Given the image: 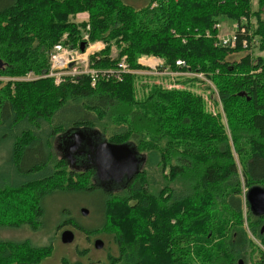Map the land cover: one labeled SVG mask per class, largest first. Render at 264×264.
<instances>
[{
  "label": "trees",
  "instance_id": "trees-1",
  "mask_svg": "<svg viewBox=\"0 0 264 264\" xmlns=\"http://www.w3.org/2000/svg\"><path fill=\"white\" fill-rule=\"evenodd\" d=\"M83 12L88 16L80 22L71 19ZM263 14L264 0L254 7L252 0H144L140 7L123 0H0V75L47 72L48 53L64 33L65 42L77 48L80 42H104L105 48L89 57V67L99 71L116 67L108 52L109 42L118 39L129 69L120 78L100 76L94 86L77 75L63 76L58 84L53 77H38L0 87V122L12 138L11 177L17 178L0 182V227H35L49 197L94 193L95 226L80 225L66 210L59 225L72 224L87 235L111 227L115 248L103 259L63 264H179L185 244L190 255L200 231L218 228L224 220L229 222L221 228L226 237L219 249L208 251L207 261L236 264L251 246L253 264H264V252L251 245L242 213L249 225L264 215L254 216L241 192V185L264 186V54L246 53L240 62L229 61L227 54L254 43L264 51ZM243 16L255 23L241 21L245 31H236L232 45L217 41L218 21L239 23ZM83 33L88 39H81ZM141 55L159 58L162 69L205 74L216 84L228 131L189 90L154 87L135 98L132 71L149 69L138 62ZM243 67L251 72L241 73ZM72 107L76 114L68 116ZM43 123L47 134L37 132ZM67 127H88L110 142L132 143L145 156L141 171L116 190L102 189L93 167L75 170L57 154L53 137ZM152 167L164 180L158 190ZM180 181V189L172 187ZM142 236L149 244H142ZM50 251L25 240H0V264H38ZM79 255L83 259L82 251Z\"/></svg>",
  "mask_w": 264,
  "mask_h": 264
},
{
  "label": "rangeland",
  "instance_id": "rangeland-1",
  "mask_svg": "<svg viewBox=\"0 0 264 264\" xmlns=\"http://www.w3.org/2000/svg\"><path fill=\"white\" fill-rule=\"evenodd\" d=\"M124 2H128L136 7H140L143 5L144 0H123ZM256 4V0H252V6L254 7ZM264 15V14H263ZM88 16L86 12L83 13H77L73 16H71V19L75 20L78 19V22L85 19ZM238 25H240L241 21L244 22L245 20H248V22L255 23L253 18L250 16H243L240 18ZM237 21L228 20V19H222L218 21L217 24L219 26L217 27V33L216 38L219 36H227L229 33L233 30L234 24H236ZM216 24V23H215ZM88 29V26H86ZM205 34H209L208 32H205ZM252 35V33H251ZM67 33H64L62 38L55 42V44H59L62 47H74L72 43H66ZM82 40L88 39V36L86 33L82 34ZM218 39V38H217ZM89 45H91V48L88 50V61L89 57L92 53L95 51L98 52V50L105 48V44L102 41H88ZM258 44V43H257ZM256 43H254L250 48H247L246 50L242 48V50H238L237 52H228L229 55V61H238L244 57L246 53H248L252 58H255L256 56L264 54L263 52H260L258 50V46ZM88 45V44H87ZM256 46V47H255ZM54 48V45L51 47L49 53H48V60L49 55L51 54L52 50ZM121 48L122 44L118 41V39H113L109 42V52L108 57L111 60H117V62L121 61L123 58L125 60V55L121 54ZM94 50V51H91ZM139 58H145L149 59L151 65L155 64L154 62H158L157 57L153 56H145L141 55ZM126 63V61H125ZM148 63L142 62L141 65L147 66L149 69L150 66ZM127 64V63H126ZM162 60L160 64H157L152 70L153 73L149 72V69H139L132 71L134 73L135 77V89L136 94L135 98L142 99L144 96L146 97L148 92L152 90L154 87H160V88H175L178 90L185 89L189 90L193 95H197L201 98V104L203 106V110L211 114L214 117L213 122H218L223 129L228 131L225 113L222 108V103L219 100L218 96L216 95V84L213 83V81L207 79L205 77V74L202 75V73H190L186 71H169V69H162ZM177 65V64H176ZM185 65V63H183ZM241 73L245 72H251V70H248L246 67H243L240 71ZM27 73L24 75H17L14 76H7V75H0V87L4 86L7 81L11 83V81H24L21 78L24 77ZM54 80V79H52ZM54 83V81H53ZM12 84V83H11ZM143 91V92H142ZM144 94V96H142ZM76 114L75 108H70L68 112V116H73ZM66 115V116H67ZM6 123L1 124L0 122V182L1 181H15L17 180L16 177L12 178L14 170L11 165V161L9 158V152H10V146H11V137H8L9 129L5 125ZM6 128L8 130H6ZM69 128L73 127H67V130ZM24 129V128H23ZM21 129V130H23ZM69 131V130H68ZM7 132V134H5ZM37 132H40L41 134H47L49 132L47 123H43L40 131L37 130ZM71 132V131H70ZM13 141V140H12ZM53 143H57V139L53 137ZM54 146V145H53ZM53 155L56 157L55 152L52 150ZM234 159L238 164V169L241 175V169L242 164H240V160L237 156V154L233 153ZM151 171V178L153 181V185L157 188H161L164 184V180L161 177V174L158 173L157 169L155 167H152L149 169ZM241 177V176H240ZM241 182L243 184V180L241 179ZM182 182H177L176 185L173 184L172 187H174L176 190L180 189ZM241 192H242V198L243 193L247 189L245 186L241 185ZM94 193H85L82 195H77V193H70V194H58L54 195L52 197H49L48 200L44 202V214L41 217V224L36 225L33 227L30 224H22L20 226L16 227H0V240H12V241H28L30 245L34 246V248L37 247H45L50 246L51 251L48 255H44L38 264H63L64 262H76V261H85L86 258H91L92 260H99L103 259L106 255V250L109 249L110 251L115 248V243L113 241V238L110 236L109 231H111V227H106L104 231H97L94 234H85L84 232L78 231L74 225L72 224H62L61 218L62 210H66L68 212L69 216H72L77 222L80 223V225L84 227H92L96 225L97 217L99 216L98 213H94L93 209H95V206L93 205V202L96 201V196L93 195ZM244 201V199L242 200ZM86 207L89 209V212L87 215L83 216L80 213L81 207ZM243 211H244V205H242ZM11 213V211H9ZM13 214H17L18 216L20 214L19 212H15ZM246 213H242L243 218V224L244 229L248 233V238L252 241L251 245L257 248H261V250L264 252V230L260 232V228L262 225H264V218L257 223H254L251 221L250 225L247 222ZM8 216V215H7ZM15 216V215H14ZM63 220V219H62ZM225 222L229 223L228 221L224 220L223 223L218 228L206 229V231H200V238L192 243V252L191 257L189 258V252L185 244V248H183L182 252V258L183 260L178 262L179 264H210L208 259V251H215L216 249H219L220 243L225 239L226 233L221 230V228H224ZM74 224V223H73ZM63 229H71L75 233L74 240L69 244H63L60 242L59 236L60 232ZM139 236V235H138ZM262 236V239L259 238ZM95 238H101L104 241V245L100 249H95L93 247V240ZM142 240V244H149L145 243L147 240L145 238L140 237ZM140 240V241H141ZM146 240V241H145ZM148 242V241H147ZM79 251H82L84 256L83 259L79 255ZM256 253L252 250V247H248L246 250V254L243 258H241L245 263L248 262V264H253V261L255 259ZM192 260V263L190 261ZM236 259V264H237Z\"/></svg>",
  "mask_w": 264,
  "mask_h": 264
},
{
  "label": "water",
  "instance_id": "water-1",
  "mask_svg": "<svg viewBox=\"0 0 264 264\" xmlns=\"http://www.w3.org/2000/svg\"><path fill=\"white\" fill-rule=\"evenodd\" d=\"M84 49L85 43L80 42L79 50ZM68 130L55 137L57 143L53 144L57 154L65 158L68 165L75 170L93 167L95 181L102 189L116 190L126 185L136 173L141 171L145 156L139 153L132 143L110 142L96 129L88 127H73ZM244 195L252 214L258 217L263 216L264 187L258 184L251 185ZM79 210L83 216L89 212V209L83 206ZM263 230L264 226L261 228V231ZM74 237L75 234L71 229H63L59 239L61 243L69 244ZM103 245L104 241L101 238L93 240L95 249H100ZM237 264H243V260L239 258Z\"/></svg>",
  "mask_w": 264,
  "mask_h": 264
},
{
  "label": "built area",
  "instance_id": "built-area-1",
  "mask_svg": "<svg viewBox=\"0 0 264 264\" xmlns=\"http://www.w3.org/2000/svg\"><path fill=\"white\" fill-rule=\"evenodd\" d=\"M233 30L227 36H218L217 41H219L222 45H232L236 38V31L240 30L241 32L245 31V27L243 25H238V23L234 24ZM219 24H216L217 28ZM239 27V28H238ZM247 42L245 40L242 41L243 47H246ZM91 48V45H86L83 51H80L77 47H62L59 44H55L54 48L49 55V69L47 72H44L40 75H33L30 72L27 73L22 80H31L38 77H53L54 82L58 84L63 76H70L71 78L77 75H85L89 79V83L91 86H94L100 76H116V78H120V73L129 71L127 64L125 63L124 58L119 61L114 69H109L107 71H99L89 67L88 61V50ZM94 51V50H91ZM72 62V65L69 64ZM138 62L141 64L142 62L148 63L150 60L147 58H139ZM161 61L154 62L155 64L148 65L153 68L160 64ZM175 63L177 65H183L182 60H176Z\"/></svg>",
  "mask_w": 264,
  "mask_h": 264
},
{
  "label": "crops",
  "instance_id": "crops-1",
  "mask_svg": "<svg viewBox=\"0 0 264 264\" xmlns=\"http://www.w3.org/2000/svg\"><path fill=\"white\" fill-rule=\"evenodd\" d=\"M159 61H161V60L159 59ZM149 66H150V65H149ZM150 68H151V69H149V72L153 73V72H154V71H153V70H154L153 67L150 66ZM152 69H153V70H152Z\"/></svg>",
  "mask_w": 264,
  "mask_h": 264
},
{
  "label": "bare ground",
  "instance_id": "bare-ground-1",
  "mask_svg": "<svg viewBox=\"0 0 264 264\" xmlns=\"http://www.w3.org/2000/svg\"><path fill=\"white\" fill-rule=\"evenodd\" d=\"M247 189H248V188H247ZM247 189H246V190H247ZM246 190H245V191H246ZM244 193H245V192H244ZM244 193H243V199H244V202H246V199H245V197H244V196H245Z\"/></svg>",
  "mask_w": 264,
  "mask_h": 264
},
{
  "label": "flooded vegetation",
  "instance_id": "flooded-vegetation-1",
  "mask_svg": "<svg viewBox=\"0 0 264 264\" xmlns=\"http://www.w3.org/2000/svg\"><path fill=\"white\" fill-rule=\"evenodd\" d=\"M263 187H264V186H263ZM262 226H264V225H262ZM262 226H261V228H262ZM261 228H260V232H262V231H261ZM72 231H73V230H72ZM73 232H74V231H73ZM74 234H75V233H74Z\"/></svg>",
  "mask_w": 264,
  "mask_h": 264
}]
</instances>
